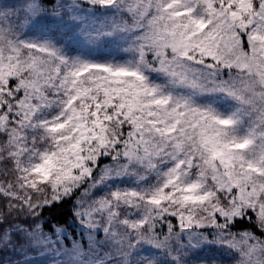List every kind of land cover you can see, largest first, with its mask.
Returning <instances> with one entry per match:
<instances>
[{"label":"snow or ice","instance_id":"snow-or-ice-1","mask_svg":"<svg viewBox=\"0 0 264 264\" xmlns=\"http://www.w3.org/2000/svg\"><path fill=\"white\" fill-rule=\"evenodd\" d=\"M0 264H264V0H0Z\"/></svg>","mask_w":264,"mask_h":264}]
</instances>
